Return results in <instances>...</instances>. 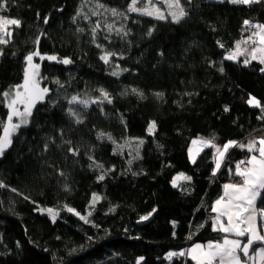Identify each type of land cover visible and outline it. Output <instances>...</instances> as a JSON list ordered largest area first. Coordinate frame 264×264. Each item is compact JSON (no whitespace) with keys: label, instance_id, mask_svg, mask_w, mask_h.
Listing matches in <instances>:
<instances>
[{"label":"trees","instance_id":"16d2710c","mask_svg":"<svg viewBox=\"0 0 264 264\" xmlns=\"http://www.w3.org/2000/svg\"><path fill=\"white\" fill-rule=\"evenodd\" d=\"M133 2L0 0V142L33 55L47 92L0 155V264H194L177 253L221 238L212 204L264 138V64L228 55L264 0H179L178 21Z\"/></svg>","mask_w":264,"mask_h":264},{"label":"crops","instance_id":"0c3cea01","mask_svg":"<svg viewBox=\"0 0 264 264\" xmlns=\"http://www.w3.org/2000/svg\"><path fill=\"white\" fill-rule=\"evenodd\" d=\"M261 27L235 43V59L246 63L264 55V51L256 52L258 46L264 47ZM226 147H215L216 164L224 158ZM244 148L249 153L247 169L235 174V181L225 183L221 196L212 204V228L221 238L193 244L178 256L194 264H264V200L260 202L264 191V138H253Z\"/></svg>","mask_w":264,"mask_h":264},{"label":"rangeland","instance_id":"374dc122","mask_svg":"<svg viewBox=\"0 0 264 264\" xmlns=\"http://www.w3.org/2000/svg\"><path fill=\"white\" fill-rule=\"evenodd\" d=\"M249 0H246L248 2ZM130 10L135 13H139L145 16H149L152 18H157L160 20H172L178 21L182 16V11L180 8L179 0H134V2L130 6ZM11 22L3 20L0 18V39L4 38V32L8 25ZM264 30V25L261 27ZM264 51V47L258 46L256 52ZM238 53V52H237ZM263 54V52H262ZM231 58H235L233 53L228 55ZM264 56V55H263ZM259 55L258 60L264 64V57ZM33 84H39L38 80V66L35 65V71L32 78ZM7 93V106L9 109V120L7 124L8 130L4 133L3 138L0 142V155L3 150H5L11 142L12 136H14L18 129L22 126H25L29 122V114L25 113L23 110L24 96L21 91L20 85L8 91ZM102 94L105 95L104 91H101ZM249 104L251 106L258 107V101L251 97L249 100ZM207 137L199 136L198 138H194L188 149V157L189 161L193 163L201 151L207 148L211 142ZM215 152L216 149L214 148ZM186 174L180 173L174 176L172 180V184L176 185V183L180 180H188Z\"/></svg>","mask_w":264,"mask_h":264},{"label":"water","instance_id":"95a60500","mask_svg":"<svg viewBox=\"0 0 264 264\" xmlns=\"http://www.w3.org/2000/svg\"><path fill=\"white\" fill-rule=\"evenodd\" d=\"M33 58L34 55L28 59L20 84L21 91L25 98L23 103V110L25 113H30L36 105L43 101L47 96V92L42 85L32 83L35 71ZM7 130L8 128H6V131Z\"/></svg>","mask_w":264,"mask_h":264},{"label":"built area","instance_id":"2783aa9c","mask_svg":"<svg viewBox=\"0 0 264 264\" xmlns=\"http://www.w3.org/2000/svg\"><path fill=\"white\" fill-rule=\"evenodd\" d=\"M258 32H259V30H258ZM240 167L242 170L247 169L248 162L245 159H243L242 161H240Z\"/></svg>","mask_w":264,"mask_h":264}]
</instances>
